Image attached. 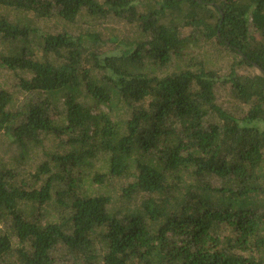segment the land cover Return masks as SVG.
Returning <instances> with one entry per match:
<instances>
[{"label": "trees", "instance_id": "trees-1", "mask_svg": "<svg viewBox=\"0 0 264 264\" xmlns=\"http://www.w3.org/2000/svg\"><path fill=\"white\" fill-rule=\"evenodd\" d=\"M0 69V264H264V0H0Z\"/></svg>", "mask_w": 264, "mask_h": 264}, {"label": "rangeland", "instance_id": "rangeland-1", "mask_svg": "<svg viewBox=\"0 0 264 264\" xmlns=\"http://www.w3.org/2000/svg\"><path fill=\"white\" fill-rule=\"evenodd\" d=\"M85 20H88V18H86ZM45 26H47L50 30L55 29V28L61 29L62 23H60L58 26H55V24L51 22V23H47ZM74 26L80 30H85L88 27V30H91L92 33H98L99 36L101 37V39H105L107 37H110L112 34L116 35L119 38H123V37L130 36L133 34L130 26H128L124 21L113 17L112 15L109 16L106 20L100 21L96 25L88 26V24L86 22H78ZM74 26H71L69 28V30L71 32H73ZM181 32H182V34H186L188 32V29L182 28ZM111 46H112V43H110V42H107L104 45V47H111ZM219 65L224 70L227 67V60H225L222 63H219ZM0 70H2V69H0ZM5 74H6V71H0V79H3L5 77ZM0 82L2 83V81H0ZM10 86H11V84H7L5 86V88H10ZM3 87H4V85H3ZM227 93H228L227 91H220L217 95L218 101L222 102L223 99H225V101L228 104H230L231 108L233 106L236 107V104L230 99V97L228 96ZM17 96H18V99H17L18 102H20L21 100H23L25 98L24 93L18 94ZM238 108H239V106H238ZM53 118H54V120H57L58 117H53ZM40 136L43 137L42 142H41V146L39 148H37L28 157L26 164H24L22 166H14L17 169V172H19V169H20V171H23L22 177L27 179V182L30 184L33 182L34 178L27 176L26 173L28 172V173L33 174L34 172H36L38 165L40 164V162H42L45 159L46 154H47V156H49L50 152H53V151H56L59 149H63L62 146H60V147L56 146V143L60 142L61 140H57V138L54 137L52 134H49V133L44 134L43 133ZM62 139H65V136H63ZM12 149H14V146H12V145L9 146V144H7L6 139L4 137H2V135L0 134V165H3V164L7 165L8 164V159H9L8 156L10 153H13ZM47 162H49L51 164L49 157H47ZM51 211H52V209H51ZM51 217H53V216H51ZM6 225L7 224L3 225L2 223H0V229L6 230ZM13 242H15V240H13Z\"/></svg>", "mask_w": 264, "mask_h": 264}]
</instances>
